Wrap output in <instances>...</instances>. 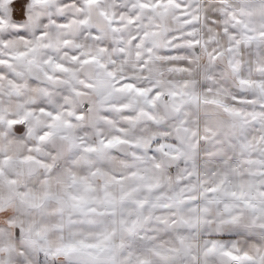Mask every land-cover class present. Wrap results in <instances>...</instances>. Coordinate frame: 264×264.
I'll return each mask as SVG.
<instances>
[{"label": "clouds", "instance_id": "1", "mask_svg": "<svg viewBox=\"0 0 264 264\" xmlns=\"http://www.w3.org/2000/svg\"><path fill=\"white\" fill-rule=\"evenodd\" d=\"M134 3L27 0L23 35L0 32V264H193L210 237L264 251V218L228 195L264 180V0ZM100 48L105 69L72 61ZM121 77L152 91H117ZM77 241L104 250L57 252Z\"/></svg>", "mask_w": 264, "mask_h": 264}, {"label": "snow or ice", "instance_id": "2", "mask_svg": "<svg viewBox=\"0 0 264 264\" xmlns=\"http://www.w3.org/2000/svg\"><path fill=\"white\" fill-rule=\"evenodd\" d=\"M87 6H94L98 3V0H84ZM27 0H0V32L7 31L9 29H13L19 35H23V31L20 26V21L25 19V5ZM35 5L46 6L54 3V0H33ZM175 5L177 8H180L179 0H135L133 7H137L141 10H150L155 11L157 9H167L168 6ZM59 11V9H58ZM161 13H157L160 15ZM101 17L105 20L111 22V17L108 15L106 11H101L99 13ZM183 15L187 16V13H183ZM30 22H32V18H29ZM75 23V21H73ZM80 24L89 25V19H84L79 21ZM128 24H134L135 21L129 19L127 21ZM237 24L240 21H236ZM61 27H69L70 25H60ZM147 27V26H145ZM97 29H93L96 31ZM112 31H117L116 27L112 28ZM149 32L144 31L141 36H133L129 41V45H134L136 49H140L142 47V40L148 37ZM259 37H264V32L258 34ZM95 39H99V36L94 37ZM257 37L247 36V40H253ZM176 39H179L177 37ZM65 45L69 44L70 41L65 40L63 42ZM239 44V41L236 42ZM49 45H44V47H48ZM76 47H79L77 45ZM121 52L124 51L123 48L120 49ZM37 49L35 47H29L27 51H21L15 54V56L11 57L14 60H23L25 57H28L29 54H35ZM107 52L106 49L100 48L98 50V54L89 55L87 53L83 54L84 58L73 56L72 61L77 62L81 65H92L96 64L99 69H105L106 65L102 62L103 55ZM136 57L139 58L141 53L137 51L135 53ZM33 61L30 59L28 61L31 64ZM47 63V62H46ZM7 61L3 57V54L0 53V65H6ZM10 66V65H9ZM52 68L58 72L70 73L72 70L66 67L63 64L56 63L52 65ZM106 75L108 77H113L114 73L111 71H107ZM13 88H15V84L9 80L8 82ZM91 87V85H88ZM117 91H134L135 95L138 97H148L149 93L152 91L151 89H144L142 87H137L136 84L132 80H128L125 82V78L121 77L120 81L117 84ZM159 93L156 96H153L151 99L146 100L148 104H152L155 99H157ZM124 107H129V105H125ZM43 112L44 109L41 108ZM225 111H231V109L225 108ZM71 115V113H69ZM239 115V113H237ZM261 113H252L251 118L256 120L261 117ZM53 119H58L56 116H52ZM81 118V117H77ZM9 124L17 123V121L9 120ZM44 139V137H41ZM121 141L118 138H113L112 140L107 141L105 146H110L116 143H120ZM88 151H92L93 149H87ZM218 191L217 187H210L205 189L206 193H215ZM229 196L237 199L243 203V207L249 213H252L257 218H264V180L260 181L259 185L254 186L251 182L247 185H242L239 191H233L228 193ZM226 205V209H227ZM239 217L234 216L229 220V223L232 226H239ZM259 227L264 228V223L260 224ZM127 231L131 232L132 229L129 228ZM217 235H220L219 233ZM109 237H105V240H108ZM180 243L182 245V249L187 251L189 246L184 243V239L180 238ZM86 249H95L97 254L103 252L104 244L101 243H86L84 241H77L76 243H70L63 248L57 249V252H63L65 255L78 253L82 250ZM172 252H180L181 249H173ZM91 256L92 260L95 261L96 256L92 253H88ZM159 255V254H158ZM160 259L163 264H170V262L174 259L172 255H160ZM193 264H264V251L257 249L256 255L250 254L249 252H241L240 248L236 241L226 242L223 239H218L215 237H210L209 239L203 242L202 252L199 257L196 255H192L191 257ZM141 264H146V262H141Z\"/></svg>", "mask_w": 264, "mask_h": 264}]
</instances>
